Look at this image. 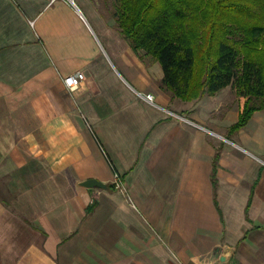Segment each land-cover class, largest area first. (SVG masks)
Instances as JSON below:
<instances>
[{"label":"crops","instance_id":"obj_1","mask_svg":"<svg viewBox=\"0 0 264 264\" xmlns=\"http://www.w3.org/2000/svg\"><path fill=\"white\" fill-rule=\"evenodd\" d=\"M76 7L0 0V264H264V111L230 133L235 92L172 98L114 0Z\"/></svg>","mask_w":264,"mask_h":264},{"label":"trees","instance_id":"obj_2","mask_svg":"<svg viewBox=\"0 0 264 264\" xmlns=\"http://www.w3.org/2000/svg\"><path fill=\"white\" fill-rule=\"evenodd\" d=\"M114 1L120 35L159 63V86L172 98L191 102L233 88L238 121L230 133L264 111V0Z\"/></svg>","mask_w":264,"mask_h":264},{"label":"built area","instance_id":"obj_3","mask_svg":"<svg viewBox=\"0 0 264 264\" xmlns=\"http://www.w3.org/2000/svg\"><path fill=\"white\" fill-rule=\"evenodd\" d=\"M55 1H59V0H50L51 3ZM62 1L66 2L68 5L77 9L76 0H62ZM90 1H93V0H90ZM81 81H82V75L80 74L69 75L62 79L63 85L69 92H75L79 88ZM140 97L147 103L153 104V96L151 94L141 95ZM112 185H113V188L119 193L123 195L127 194L126 187L124 183L122 182L120 175L116 173L115 171H113Z\"/></svg>","mask_w":264,"mask_h":264},{"label":"water","instance_id":"obj_4","mask_svg":"<svg viewBox=\"0 0 264 264\" xmlns=\"http://www.w3.org/2000/svg\"><path fill=\"white\" fill-rule=\"evenodd\" d=\"M82 185L84 187H87V188H106L107 186L99 181H96V180H93V179H89V180H86L82 183Z\"/></svg>","mask_w":264,"mask_h":264},{"label":"rangeland","instance_id":"obj_5","mask_svg":"<svg viewBox=\"0 0 264 264\" xmlns=\"http://www.w3.org/2000/svg\"><path fill=\"white\" fill-rule=\"evenodd\" d=\"M76 2H77V0H76ZM227 88H230V87H227ZM230 90H231V92H234V89L233 88H230Z\"/></svg>","mask_w":264,"mask_h":264}]
</instances>
